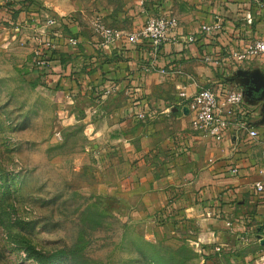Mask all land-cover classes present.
Listing matches in <instances>:
<instances>
[{
	"label": "crops",
	"instance_id": "0c3cea01",
	"mask_svg": "<svg viewBox=\"0 0 264 264\" xmlns=\"http://www.w3.org/2000/svg\"><path fill=\"white\" fill-rule=\"evenodd\" d=\"M28 4H17L21 13L15 23H27V39L41 46L49 31L59 29L46 27L47 19L59 22L66 16ZM90 10V20L72 21L71 34L54 38L61 63L55 62L45 78L66 104L83 110L85 119L94 109L95 123L108 120L107 135L94 122L89 126L93 140L111 141L110 188L134 199L129 214L141 221L144 237L179 234L198 252L231 264H257L264 253L257 240L264 239V192L254 189L264 181L263 101L253 94L244 99L256 139L233 120L216 142L192 131V115L178 93L181 87L187 96L201 88L219 92L227 85L242 91L252 77L264 74V67H255L264 56L220 69L202 60L205 54L225 57L231 49L264 39V12L254 0H92ZM95 15L124 34L159 15L177 19L180 37L217 21L222 29L196 35L191 45L167 43L155 52L149 44L131 45L125 36L103 45L91 27ZM20 29L25 28L15 27ZM68 38L77 44L70 45Z\"/></svg>",
	"mask_w": 264,
	"mask_h": 264
},
{
	"label": "rangeland",
	"instance_id": "374dc122",
	"mask_svg": "<svg viewBox=\"0 0 264 264\" xmlns=\"http://www.w3.org/2000/svg\"><path fill=\"white\" fill-rule=\"evenodd\" d=\"M19 3L71 22L92 15V0ZM19 3L0 0V7H12L0 12V264H38L29 248L56 255L46 264H153L154 252L182 264H228L221 256L204 262L179 234L144 237L141 221L129 214L134 199L110 188L111 141L92 139L94 109L85 119L39 73L28 24L15 23ZM17 25L25 29L17 32ZM252 78L259 89L251 93L261 97L264 115V74ZM95 125L110 133L108 120Z\"/></svg>",
	"mask_w": 264,
	"mask_h": 264
},
{
	"label": "built area",
	"instance_id": "2783aa9c",
	"mask_svg": "<svg viewBox=\"0 0 264 264\" xmlns=\"http://www.w3.org/2000/svg\"><path fill=\"white\" fill-rule=\"evenodd\" d=\"M254 1L257 3L258 8L264 12V0ZM45 25L46 27L57 25L59 28L61 26L60 22H56L52 18H48ZM91 27L94 34L101 39L103 45L112 46L125 36L131 45L149 44L156 52L159 47L167 43L191 45L196 41V35H215L221 31L222 24L218 21L203 24L196 34L182 37L178 35L179 23L171 15L148 17L138 31L126 34L107 26L98 15L92 17ZM67 42L73 46L77 44V41L72 38H68ZM40 45L34 50V62L38 69L44 70L49 66V63L42 56L41 48L55 51L57 43L48 36V38L42 40ZM263 56L264 39H256L242 48L231 49L225 57L224 55L212 56L205 54L202 60L204 63L220 69L224 63L235 65ZM161 73H164V71L161 70ZM178 97L186 101L185 106L192 115L190 127L194 133H198L201 137L212 138L216 142H221L225 133L231 128L233 120L238 121L242 129L247 130V134L251 139L258 137L257 130L248 127L250 120L249 108L245 104L243 92L237 87L223 86L219 92L201 88L192 96H187L185 88L181 87ZM231 172L233 174L237 173L235 169H232ZM254 189L257 193H263L264 181L255 183ZM257 264H264V254L257 258Z\"/></svg>",
	"mask_w": 264,
	"mask_h": 264
},
{
	"label": "trees",
	"instance_id": "16d2710c",
	"mask_svg": "<svg viewBox=\"0 0 264 264\" xmlns=\"http://www.w3.org/2000/svg\"><path fill=\"white\" fill-rule=\"evenodd\" d=\"M12 7L10 6V4H4L0 7V12H5V11H8V10H12L11 9ZM59 22H60V28L59 29H56L54 32L52 31H49V36L51 39H54V38H59V37H62L63 34H67V33H70V25H71V21L69 20V18L67 17H62L59 19ZM41 51H42V56L45 58V60H47V62L49 63V66L44 69V72H39L40 74H48L47 73V70H50L52 69V66L55 62L57 63H61L59 59H56L55 57V51H50L46 48H41ZM186 241V240H185ZM187 243H189L188 241H186ZM28 254L31 255L33 257V259L38 263V264H46L47 262H49L52 258H54L56 255H47V254H43L41 252H37L35 251L33 248H29L28 249ZM71 255H76L77 254V251L76 250H71L70 251ZM191 253L193 254V252L191 251ZM201 255L200 257L203 259V261H208L210 260L211 258H214V256L212 255H206L203 251L200 252ZM63 254V251H60L58 252L57 255H61ZM154 254V257H151L149 260L153 262V264H182V262H179V261H176L174 257H172L169 261H164L161 257L158 256V254L156 252L153 253ZM174 255H180L178 254L177 252H174L173 253ZM222 257V256H221ZM224 258V257H222ZM187 259H192V257H188L186 258ZM226 261L228 264H231L229 262V260L226 258Z\"/></svg>",
	"mask_w": 264,
	"mask_h": 264
},
{
	"label": "water",
	"instance_id": "95a60500",
	"mask_svg": "<svg viewBox=\"0 0 264 264\" xmlns=\"http://www.w3.org/2000/svg\"><path fill=\"white\" fill-rule=\"evenodd\" d=\"M237 73H238V75H241L242 74L241 71H238ZM253 83H254L253 78H251V82H249L248 84H245V85L242 86V88H243L242 89V92L244 94V97L251 96L252 95L251 91L254 90V93H256V91L259 89V87L253 89V87H252ZM258 98H260V100H262L261 97L258 96ZM185 110L186 109H184L183 111L185 112ZM263 118H264V116H263ZM263 123H264V120H262L259 124H263ZM257 238L260 240V245L264 246V239H261L260 236H258Z\"/></svg>",
	"mask_w": 264,
	"mask_h": 264
},
{
	"label": "flooded vegetation",
	"instance_id": "af4514ba",
	"mask_svg": "<svg viewBox=\"0 0 264 264\" xmlns=\"http://www.w3.org/2000/svg\"><path fill=\"white\" fill-rule=\"evenodd\" d=\"M256 95V94H253V96Z\"/></svg>",
	"mask_w": 264,
	"mask_h": 264
}]
</instances>
